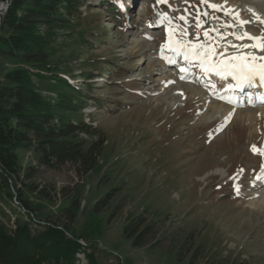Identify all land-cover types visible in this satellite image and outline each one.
<instances>
[{
  "label": "rangeland",
  "instance_id": "1",
  "mask_svg": "<svg viewBox=\"0 0 264 264\" xmlns=\"http://www.w3.org/2000/svg\"><path fill=\"white\" fill-rule=\"evenodd\" d=\"M210 2L225 5V0ZM112 4L85 0L71 29L50 45L49 63L88 95L81 119L91 132L79 138L86 145L102 141V151L84 178L68 166L37 167L32 154L22 153L23 165L36 169L33 182L56 193L54 203L24 195L35 216L54 214L67 200L62 190L68 199L81 197L73 223L81 248L75 264H264V182L257 179L264 167V117L252 127L234 115L264 105L250 104L240 92H225L197 67L181 73L179 68L187 67L181 57H175V65L161 58L169 21L180 25L178 17L184 15L193 22L197 9L209 12L201 17L205 29L235 21L200 0H123L127 8L118 6L117 15L109 12ZM226 8L251 21L238 26V34L264 35V0H226ZM213 43L220 47L215 36ZM10 67L5 63L1 69ZM115 67L120 71L113 72ZM84 75L92 79L84 81ZM38 86L43 95L61 88L54 82ZM239 96L233 107L228 105ZM223 108L232 111L224 114ZM113 190L109 207L95 214V202ZM124 200L122 211L111 218L114 206ZM143 213L157 229L156 243L134 248L123 229Z\"/></svg>",
  "mask_w": 264,
  "mask_h": 264
},
{
  "label": "trees",
  "instance_id": "2",
  "mask_svg": "<svg viewBox=\"0 0 264 264\" xmlns=\"http://www.w3.org/2000/svg\"><path fill=\"white\" fill-rule=\"evenodd\" d=\"M84 1L6 0L7 10L0 20V264H75L80 253L73 223L81 197L68 199L62 190L60 195L67 200L54 214L37 218L24 195L54 203L56 193L33 182L36 169L23 165L22 153L32 154L37 167L68 166L84 178L102 151V141L86 145L79 138L91 132L81 119L88 95L49 63L52 41L71 29V19ZM112 2L111 14L117 15L118 6L127 8L123 0ZM5 63L11 67L1 69ZM120 69L115 67L113 72ZM88 79L92 76L84 75L82 80ZM47 82L58 84L60 90L43 95L38 84ZM113 192L117 190L95 202V214L109 207ZM124 205L125 200L119 201L111 218ZM146 219L139 214L124 226L123 237L132 239L134 248L156 243L157 229Z\"/></svg>",
  "mask_w": 264,
  "mask_h": 264
},
{
  "label": "snow or ice",
  "instance_id": "3",
  "mask_svg": "<svg viewBox=\"0 0 264 264\" xmlns=\"http://www.w3.org/2000/svg\"><path fill=\"white\" fill-rule=\"evenodd\" d=\"M168 0H158V3H167ZM201 4H207L208 8L214 12L223 11L225 16H231L235 23L224 21L221 24L214 23L207 29L204 28V21L201 17H208L209 12H201L197 9L193 22L181 15L178 17L183 23L172 25L168 29V39L161 45V58L165 59L169 65H175V57H181L187 67H180L181 73L187 72L192 67H197L203 77L218 78L221 87L225 92L235 94L244 92L245 89L264 87V35L254 36L248 30L237 33L235 29L239 26L250 24L251 21L243 20L239 13L226 8L225 5L211 3L210 0H200ZM2 7V6H0ZM167 20V16L164 17ZM213 21H220L219 16H212ZM264 23V20L260 21ZM221 27L224 31H221ZM192 28L194 31L189 32ZM231 29V31H228ZM201 33L204 40L201 41ZM192 37L185 39V37ZM214 36L220 40V47L213 43ZM231 36L232 40L227 37ZM237 41L241 43H236ZM247 41V42H245ZM172 53L171 56H164V52ZM185 77L182 75L181 79ZM216 85L214 84L213 87ZM183 95V93H180ZM264 105V95L257 97ZM228 103H233L231 99ZM231 115V114H230ZM256 151V146H253ZM259 180L260 177H257ZM239 191V186H234Z\"/></svg>",
  "mask_w": 264,
  "mask_h": 264
},
{
  "label": "bare ground",
  "instance_id": "4",
  "mask_svg": "<svg viewBox=\"0 0 264 264\" xmlns=\"http://www.w3.org/2000/svg\"><path fill=\"white\" fill-rule=\"evenodd\" d=\"M1 8V7H0ZM2 8L0 9V17L2 16ZM180 62H182V60L180 61ZM208 78H210V79H214L216 82H218V83H220L219 82V80H218V78H216V77H208ZM180 88V87H179ZM182 92H187V91H183V90H181ZM245 91H248V94H246L245 96H248V97H250L249 98V100H250V104L251 103H255V104H258L257 102L259 101V99H257V97H259V96H261V95H263L264 94V87H257V88H254V89H245ZM257 91H259V92H257ZM193 92V94H197V90L194 92V91H192ZM184 94V93H183ZM186 95V94H185ZM243 94L240 92V96H242ZM198 96H200V95H198ZM233 96V95H232ZM237 97V99L236 100H234L233 99V103H229L228 105L229 106H234L235 105V103H237V101H239L240 99H241V97ZM185 97V96H184ZM191 97V96H190ZM244 97V96H243ZM234 98V97H233ZM223 110H224V114H227V112H229V111H232V110H230V108H223ZM234 113H235V111H234ZM235 115V119H240V120H246V122H248V124H250V126H252V127H254V125H256L257 123H255V120H257L258 121V119H260L262 116L264 117V109H259V110H252V111H246V110H244V111H240V112H238V113H235L234 114ZM233 115V116H234ZM257 126V125H256ZM254 131H256V129L254 128L253 129ZM258 177H260V179H261V182L260 183H262V182H264V167H263V169H262V171L259 173V176ZM264 200V199H263ZM257 201H258V198H257ZM257 201H254L255 203L254 204H256V202ZM253 204V205H254Z\"/></svg>",
  "mask_w": 264,
  "mask_h": 264
},
{
  "label": "water",
  "instance_id": "5",
  "mask_svg": "<svg viewBox=\"0 0 264 264\" xmlns=\"http://www.w3.org/2000/svg\"><path fill=\"white\" fill-rule=\"evenodd\" d=\"M0 6H2L1 7L2 8V12L5 13V11L7 10V3L5 5H0Z\"/></svg>",
  "mask_w": 264,
  "mask_h": 264
}]
</instances>
